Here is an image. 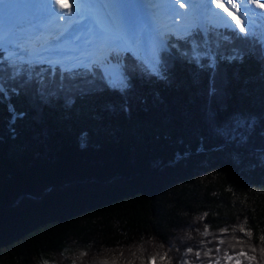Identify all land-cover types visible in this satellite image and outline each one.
I'll list each match as a JSON object with an SVG mask.
<instances>
[{
  "label": "trees",
  "instance_id": "16d2710c",
  "mask_svg": "<svg viewBox=\"0 0 264 264\" xmlns=\"http://www.w3.org/2000/svg\"><path fill=\"white\" fill-rule=\"evenodd\" d=\"M167 34V79L126 60L124 92L0 57V264H262L214 232L264 245V40Z\"/></svg>",
  "mask_w": 264,
  "mask_h": 264
},
{
  "label": "snow or ice",
  "instance_id": "6c2138e0",
  "mask_svg": "<svg viewBox=\"0 0 264 264\" xmlns=\"http://www.w3.org/2000/svg\"><path fill=\"white\" fill-rule=\"evenodd\" d=\"M45 0L43 13L46 18L38 24H33L28 28H9L4 31L3 39L5 42L4 51L7 52V45H13V49H19L22 60L25 56L37 51L36 45L42 42L39 49L43 53L52 57L46 61L50 68H55L62 63V60L76 61L72 67L83 66L91 68L94 64L102 61L104 64L111 65L115 60L122 68L125 61H131V67L136 68L137 64L149 75H156L162 80L167 79L164 74L167 70V61L162 59L161 53H167L170 46L164 40L166 35L157 29V20L161 14V5L167 6L166 15L173 29L187 31L189 35L195 32L202 24L212 23V17H217L225 21L224 27L232 31V37L225 39H236L241 45L247 46L249 38L255 36V27H250V23L255 25L257 13L264 11V0H243L237 3L236 0H139L134 17L128 18L118 8L117 0ZM250 6V7H249ZM243 8V17H248L247 25L241 16L234 15L240 13ZM261 10V11H257ZM143 21L138 25L137 20ZM53 31L56 33L53 43L45 38V32ZM72 32L74 47L61 43V39L66 37L68 32ZM155 33V36H154ZM175 35V32H171ZM160 40L158 48L153 47L154 39ZM150 52L147 59L144 58V51ZM24 53H27L25 55ZM250 53L245 52L242 47H234L228 56L221 55V60L228 63H243ZM88 61V63H84ZM13 60L11 63H15ZM199 64V61H197ZM200 68L204 65L200 64ZM213 70H217L216 57L213 55L208 65ZM70 71L64 68L61 71V81L64 79V72ZM53 75L55 72L53 71ZM107 86L124 92L129 87L127 77L122 73L116 76H105ZM89 85H94L95 80H89ZM62 89L63 83L59 85ZM96 90H102L97 88ZM217 92L215 87L214 75L209 88V95ZM86 94V93H82ZM56 97L57 93H51ZM58 98V97H57ZM75 99L71 96L64 98L65 107H71ZM244 121L238 120V124ZM86 134L82 135L81 143L86 142ZM248 235H251L249 232ZM264 240V237H261ZM188 251H192L191 248ZM246 255V253H239ZM232 259L231 256L227 257ZM155 261L156 257H151ZM163 259V257H162ZM44 264H47L45 261ZM239 264V261H237Z\"/></svg>",
  "mask_w": 264,
  "mask_h": 264
},
{
  "label": "rangeland",
  "instance_id": "374dc122",
  "mask_svg": "<svg viewBox=\"0 0 264 264\" xmlns=\"http://www.w3.org/2000/svg\"><path fill=\"white\" fill-rule=\"evenodd\" d=\"M123 13L125 14L126 17L130 18L129 14H127L125 12H123ZM35 16L38 17L37 15H35ZM164 16H162V17L159 16V18L157 20V29L160 32H164L166 34L164 36V40L165 41L169 39V35L167 34V32H165L164 28H166L168 30H171L172 32H175L176 34L173 35V37H175V36L178 37V35L180 37H183V35H186L188 33L187 31L173 29L172 26L170 25L169 19L168 18L165 19ZM241 17L243 19V22L247 25L248 17H243V15ZM29 18H31V17H29ZM32 19H33V16H32ZM211 19H212V23L213 24H215V25L221 24L222 26H224L225 21L220 20L217 17H212ZM254 19H255L256 23H255V25H252L250 23V27H255V36L254 37H250V38L251 39H256L258 37L261 40L262 39L264 40V16L261 17V16H259L257 14ZM26 21L27 20H24V24H19L18 28H21V27L28 28V27H30L32 25L31 22L33 20L27 21V22ZM25 25H27V26H25ZM9 26H10V22L7 21V22H5L3 24L2 28L3 29H8ZM201 27L204 28V24H202ZM154 36H155V33H154ZM159 46H160V40L158 38L154 39L153 47L158 48ZM5 47H6V45H5L4 40L0 39V57H2L3 59L6 58V59L12 60V61L15 60L17 62L18 61L17 57H19L20 54H21L19 49H15L14 50L13 49V45L8 44L7 45V48H8L7 52H5L4 51ZM24 54L27 55V53H24ZM33 54L37 55L38 52L33 53ZM40 54H41V56H39V58H34V57H31V56L27 55L22 60H26V61H29V62H35V61H44V62H46L47 60L52 59L51 56L45 55V53H40ZM143 55H144V58L147 59L149 57V55H150V52L145 50ZM75 63H76V61L62 60V63L60 65L56 66V67H60L62 70L67 67V68L70 69V71H72V70H82V74H81V76L79 78H80L81 81L83 80L86 84H88L89 80H95V84L99 83V82H101L104 79L105 76H108V75L116 76V75L120 74V72L122 71V70H120V66L116 63L115 60L112 61L111 65L104 64L102 61H100L97 64H94L91 67V68H93L91 70L85 69L86 67H83V66H81V67L80 66L72 67V65L75 64ZM84 63H88V61H84ZM47 66L49 67V65H47ZM76 68H79V69H76ZM98 73L103 74V75H99ZM100 76H103V77H100ZM216 231L217 232H214V236L217 235L218 236L217 238H222L221 241H226V242L229 241V243H228L229 246L228 247H230L232 249V251L238 252V255H239V252L240 253L244 252V253H246V255H244V256H257L258 260L260 262H262V264H264V245L261 246V245H258L257 243H254L256 245L253 246V245H251L249 239H244L242 237V235H236V236H233L232 239H230V238H228V235H225L224 233H222V231L221 232H218V230H216ZM199 233H201V232H199ZM180 237H181V235H178V237L176 239H180ZM198 239H200V237H198ZM113 251H115L116 256H124V254L121 251H120V253H118V250H113ZM152 252H147L148 256H159V255L166 254V253H163L160 250L158 252H155V251H152ZM221 253H224V251L221 252ZM105 256H111V255L109 254V255H105ZM200 256H206V255L205 254H201ZM244 256L243 255H239V257H244ZM99 257H101L102 259L99 258ZM99 257L97 258L98 259L97 262H104V264H117V263L119 264V262L117 260H115L114 258L113 259H108V258H104L102 256H99ZM61 258H62L61 256L60 257L58 256L57 258H52V259H50V262L47 263V264H57L58 262H62L63 260ZM147 258L143 260L142 264H148V260L149 259H147ZM157 258H159V257H156V259ZM172 261L173 260H168L167 263H163V264H177L178 258L175 259V263L172 262ZM237 261H239V264H242V263L243 264H252V262H253V261H250V260H247V259L237 260ZM34 264H36V263L34 262ZM70 264H73V263H70ZM149 264H162V263L153 262L152 261L151 263L149 262ZM226 264H229V263H226Z\"/></svg>",
  "mask_w": 264,
  "mask_h": 264
},
{
  "label": "bare ground",
  "instance_id": "6f19581e",
  "mask_svg": "<svg viewBox=\"0 0 264 264\" xmlns=\"http://www.w3.org/2000/svg\"><path fill=\"white\" fill-rule=\"evenodd\" d=\"M42 2L43 0H0V37H2L4 31L7 30L2 28L3 24L7 21L10 22L9 28H18L17 24L19 22H24V20H27L31 14L32 16L40 15V19H41L42 17L41 14H43V8L45 6V5H41ZM64 2H67V0H64ZM236 2L242 4L243 0H236ZM93 3H96V0H94ZM101 6H103L102 0H101ZM117 6L122 12L129 14L130 18H132L134 17L135 12L139 7V0H117ZM166 8L167 6L161 5V11L165 12V14H161L160 17L164 15H165L164 17L167 16ZM257 11H261V10H257ZM257 14L262 17L264 16V11H261V13H257ZM234 15L242 16L243 9L241 8L240 13H234ZM142 23H143L142 19L137 20L138 25ZM68 33H72V32L69 31ZM48 36L49 35H46L45 38ZM70 37L72 38V34H67V36L62 38L60 42L67 46L74 47L75 45H72L71 43L67 42V38ZM41 46H38L36 52L40 51L39 49L41 48Z\"/></svg>",
  "mask_w": 264,
  "mask_h": 264
}]
</instances>
